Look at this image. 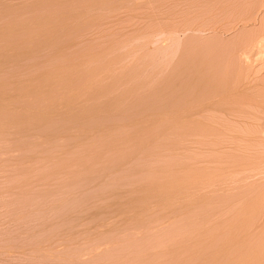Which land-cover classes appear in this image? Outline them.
Returning a JSON list of instances; mask_svg holds the SVG:
<instances>
[{
	"label": "rangeland",
	"instance_id": "374dc122",
	"mask_svg": "<svg viewBox=\"0 0 264 264\" xmlns=\"http://www.w3.org/2000/svg\"><path fill=\"white\" fill-rule=\"evenodd\" d=\"M0 264H264V0H0Z\"/></svg>",
	"mask_w": 264,
	"mask_h": 264
}]
</instances>
